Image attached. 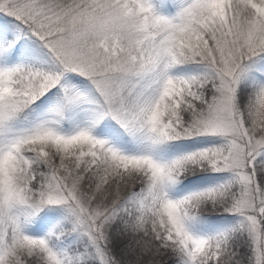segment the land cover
<instances>
[{
    "label": "snow or ice",
    "instance_id": "6c2138e0",
    "mask_svg": "<svg viewBox=\"0 0 264 264\" xmlns=\"http://www.w3.org/2000/svg\"><path fill=\"white\" fill-rule=\"evenodd\" d=\"M0 264H264V0H0Z\"/></svg>",
    "mask_w": 264,
    "mask_h": 264
}]
</instances>
